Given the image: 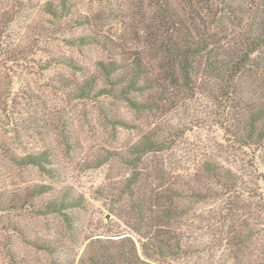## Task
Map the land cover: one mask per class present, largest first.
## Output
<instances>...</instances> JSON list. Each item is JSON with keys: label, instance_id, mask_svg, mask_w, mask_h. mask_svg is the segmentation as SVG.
Instances as JSON below:
<instances>
[{"label": "rangeland", "instance_id": "obj_1", "mask_svg": "<svg viewBox=\"0 0 264 264\" xmlns=\"http://www.w3.org/2000/svg\"><path fill=\"white\" fill-rule=\"evenodd\" d=\"M47 1L56 0H0V194L22 196L25 187L46 185L50 191L41 201L65 194L75 205L68 211L70 226L55 215L2 214L0 264H79L88 245L96 240H128L144 259V239L127 224H133L126 217L127 200L115 202L129 173L118 157L121 149L138 139L139 130L182 127L184 132L172 150L173 175L191 177L205 159H215L242 174L246 187L257 195L251 194L253 206H264V182L257 175L264 173L260 158L252 150L227 142L223 130L208 116L211 106L204 95H196L187 101V107L164 116L160 110L135 115L111 97H79L80 86L88 77L99 78V61L127 64L125 54L135 48L131 24L143 7L140 0H70L75 15L62 20L45 13ZM81 15L88 17V25H76L83 19ZM99 16L108 17L100 21ZM87 35L96 42L85 46L69 43ZM69 59L73 67L65 63ZM103 84L98 79V87ZM255 91L262 94L264 88ZM115 115L129 128L113 129L110 120ZM43 151L50 156V164H45L52 170L50 176L35 166L20 167L12 162L14 156ZM211 209V203L195 206L177 230L192 249L207 247L211 240L203 219ZM45 240L60 243L59 252L49 254L35 246ZM256 262L254 253L244 261ZM153 264L232 262L216 246L199 256L188 254Z\"/></svg>", "mask_w": 264, "mask_h": 264}, {"label": "trees", "instance_id": "obj_2", "mask_svg": "<svg viewBox=\"0 0 264 264\" xmlns=\"http://www.w3.org/2000/svg\"><path fill=\"white\" fill-rule=\"evenodd\" d=\"M140 3L143 7L131 24L135 48L125 54L127 64L99 61V78L88 77L80 86L79 97H111L135 115L160 110L164 116L187 107V101L196 95H204L211 106L208 116L223 130L227 142L252 150L264 167V92L255 91L264 88V0ZM74 6L70 0H56L47 1L43 9L62 20L74 17ZM107 17L99 16L98 20ZM81 18L76 25H88V17ZM95 42L96 38L87 35L69 43L85 46ZM65 63L74 66L72 59ZM98 79L103 86L98 87ZM110 123L113 129L129 128L118 115ZM139 131L138 139L119 154L129 173L115 202L127 200L126 217L134 225L131 221L127 224L144 239V259L128 240H96L88 245L79 264H153L188 254L199 256L216 246L222 247L232 264H245L253 253L256 264H264V206H253L250 199L254 192L246 187L242 174L208 158L191 177L178 179L172 173V150L184 129L167 125ZM49 157L46 151L28 153L12 157V162L20 167L35 166L50 176L52 170L45 167L50 164ZM257 175L264 182V173ZM49 191L46 185H33L25 187L22 196L0 194V216L30 211L37 216H58L70 226L68 211L75 204L65 194L41 201ZM205 203L213 206L203 218L211 240L207 247L192 249L177 230L188 221L195 206ZM35 246L49 254L62 247L50 240Z\"/></svg>", "mask_w": 264, "mask_h": 264}]
</instances>
